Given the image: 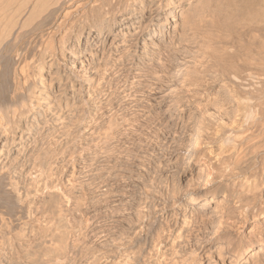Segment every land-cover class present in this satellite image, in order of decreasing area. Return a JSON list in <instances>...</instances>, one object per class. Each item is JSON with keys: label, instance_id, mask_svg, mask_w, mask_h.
<instances>
[{"label": "bare ground", "instance_id": "bare-ground-1", "mask_svg": "<svg viewBox=\"0 0 264 264\" xmlns=\"http://www.w3.org/2000/svg\"><path fill=\"white\" fill-rule=\"evenodd\" d=\"M42 1L17 0L0 12V197L11 206L9 212H0V230L1 226L14 230L29 217L31 194L59 188L60 183L66 182L67 187L81 178L89 193L105 184L112 192L116 176L107 161L122 155L123 149H133L134 137L129 136H138L136 146L148 152L165 144L163 133L169 128L170 138L182 137L188 161L197 167L196 186L188 200L200 204L198 222L208 226L218 216L216 226L209 225L218 251L236 264H264V231L256 230V225L246 236L232 230L241 226L234 222L238 221L235 212L248 221L264 215V0H85L73 13L62 16L64 21L50 26L60 35L55 49L42 46L45 34L36 32L55 21L66 1ZM32 34L31 41L21 39L13 59L2 54L11 41ZM26 48L32 56L37 53L32 77L38 85L23 78L26 61L21 55ZM57 58L61 66H55ZM44 78L49 79L48 85ZM165 83H171V88L161 91ZM112 114L122 118L117 124L122 122L121 135L126 140L120 146L116 133L109 139L97 136L101 121ZM67 115L72 116L70 122ZM204 116L215 120L217 131L210 128L212 133L208 132ZM76 124L81 129L72 134ZM64 135L71 141L62 147ZM46 148L50 151L39 157ZM75 157L82 168H76ZM104 160L110 166L101 165ZM21 178L31 181V192L22 190ZM105 191L95 198L110 199ZM211 205L213 210L207 214ZM102 208L111 217L119 210L118 204ZM140 210L142 221L144 209ZM96 219H88L87 232L92 234L103 225ZM118 221L111 223L122 225ZM260 224L264 225V219ZM162 231L152 238L154 256H159L155 264H175L161 247L168 235ZM50 241L43 238L45 245ZM70 246L67 256L79 255V247ZM2 248L0 264L6 253ZM130 252L120 255L116 263L129 262ZM205 258H211L210 250Z\"/></svg>", "mask_w": 264, "mask_h": 264}, {"label": "rangeland", "instance_id": "rangeland-1", "mask_svg": "<svg viewBox=\"0 0 264 264\" xmlns=\"http://www.w3.org/2000/svg\"><path fill=\"white\" fill-rule=\"evenodd\" d=\"M3 1L4 3H2ZM6 1L7 3L5 4ZM6 1L5 0L0 1V3L2 4V5L0 4V12H2L3 9L5 10V7H7L8 3H10L12 0L10 1L6 0ZM65 1L66 3L62 5V7L60 8L61 10L59 9V12H58V15L55 21L52 24L48 25V27H44L40 31L36 32V34L38 33L39 35L45 34L44 36H41L43 40L42 46L47 44L46 46L49 45V48L55 49L56 47L55 43L58 41V36L60 37V35L57 32L52 31L51 29L52 25H54V23L60 21L61 19L62 21H64L65 18H63L62 16H68L67 14H69L71 11L73 13V10L75 9L76 5L83 3L85 0H72V1L70 0L68 3H67L68 0H65ZM51 32L53 34H51ZM34 36L35 35L32 34V35H28L23 38L19 37L18 38L19 40L17 41L13 40L15 43L11 41L9 45H7V48L3 49L4 51L2 52V54L3 55L5 54V56L7 55L8 58L13 59L17 54V50L19 52V47L20 45L23 44V41H27L26 39H30V38L32 39ZM17 37H18V34H17ZM10 46H13V48ZM27 50L28 48H26V50H24L21 55L22 58L24 55V60L26 61L23 66V78L25 77L26 80L31 82L30 84L34 83L38 85L37 79L32 77L35 71V67L33 66V63L35 62L37 58V53L34 54L35 56L34 58V56L30 55V53ZM68 56L69 54L67 55V57ZM28 60L31 62L29 63ZM32 61L34 62L32 63ZM25 64L26 65L29 64V65L26 66ZM61 65H62V61L59 58H57L55 60V66H61ZM29 70L31 73L29 72ZM26 76H29L30 79L26 78ZM18 77L20 81L21 80L24 81L22 77L20 76ZM42 82H45L46 83L45 85H48L49 79L44 78L42 79ZM162 86H161V91H162V88L163 90H167L171 88V83H165ZM163 103H161L160 107H163L162 105ZM67 117L69 121L67 120ZM120 117L121 116H119L118 114H112L111 116L104 118V120L101 121V125L103 126L99 128L98 130L99 134L97 133L98 135L97 134L96 135L99 136L100 138L105 137V139H109L112 133H116L115 136H117L121 140V141L119 140L120 142L118 143V146L123 144L126 138L124 137V135L123 136L121 135L120 125H122V122L120 125L117 124L118 123L117 121H119L120 123V120H122V118L120 119ZM207 117L208 116H204L203 118V124L205 123L204 126H206L205 128L208 127L207 130L208 132L210 131V133H212L213 130H214L213 132L217 131L218 125L214 123L215 120L212 119L210 116L208 117V119ZM71 119H72V116L70 115L66 116V122H70ZM113 121H115V123ZM109 123H111L110 124L111 127L109 126ZM208 124L210 127L208 126ZM193 125L194 124H192V126ZM212 126L217 129L213 128ZM79 128L80 127L76 124L75 127H73L72 129L73 130L72 134H74L73 133L74 131L76 133ZM118 128L120 130H118ZM210 128L212 131L209 130ZM192 129L193 127L191 128V130ZM168 130H166L167 135L166 133H163V135L164 134L166 135V137L165 135L163 136L166 139L165 144L162 143L163 144V146L161 145L162 147L159 145H156L155 147L152 146L154 150L151 148L150 151H148L150 153H153L152 154L153 156L152 155L150 156V153L148 152L140 151V148L138 149L140 145L139 146L137 145L138 147L136 146V144L138 143L137 140H139L138 139L139 137L136 135H130L129 136L130 140L132 139L131 137H134V140H131V141L129 140L130 142H132V145H131L133 146V149L131 148L132 150L130 149L126 151L122 148L123 149L122 151L123 153L121 152L122 155L116 156L117 158L116 157L112 158L110 160L112 163L110 161L109 162L107 161V163H110L111 166L106 163V160L101 162V165L104 164L103 162L106 163V165L104 164L105 166L109 165L110 170L112 171V173H115V176L117 178V179L114 178L112 182L114 186V189L112 191L113 193L109 192L110 190L108 191V189H105V188H109L108 184H105L102 187L101 189L102 191L100 190L98 192L89 193L86 190V186L81 183L82 179L80 178L79 179L80 183L78 182V180L73 181V182L68 183L66 185L67 187H65L63 186V184H65L66 182H63V183H60L62 185L60 184L58 185V187L61 186L59 188L49 189L47 191L42 192L39 195L31 194V197H30L31 199L29 198L28 199L29 202L27 203L29 207V213L31 214V216L29 214V217L26 218L27 220L24 219L19 224V226H17L14 230L9 231L8 229H5L4 226L3 227L1 226L0 243L2 245L0 244V248L4 246L2 248L3 249L2 252L3 253L6 252L5 255L7 256L6 257L5 255L4 256L1 255V261L4 264H24V263L25 264H42V263L43 264H55V260H59L61 264H117L116 261L118 260L120 255H122L124 252L129 253V251H131L130 253L132 254H131V259L128 260L129 262L121 263V264H128V263L129 264H153V263L155 264V261L156 259L159 258V256L158 255L154 256L155 249L151 246L154 245L155 239H152V238L156 237L155 235L157 234V232L163 230L162 232L165 231V233H168V235H166V237H163L164 239L162 238L161 247H163V250H165L164 252L165 255L171 258V262L174 260L175 264H188L190 262H192V264H225V263L226 264H236L234 261H231L225 258L224 254L219 252L218 249L216 248L217 243L216 242L214 243L212 240V232L214 230L210 227L213 226L214 228L216 226L215 224L217 223L218 216H216L217 218L215 217L213 222H211L210 224L207 223L208 226L206 224H204L203 226L200 222H198L199 214L198 212H196V209H198L200 204H197V205L191 204L188 200L190 196H193V191L196 186L195 184L197 180L195 178L198 175L196 174L197 167L196 165H193L194 164L193 162L188 161L189 156L187 155V152L185 149L186 144L184 143L183 140H181L182 137L177 135L175 137L170 138L172 134L168 133ZM170 132H171V129H170ZM122 139H124V141ZM68 141H71L70 138L64 135L62 137V147L64 145L68 146L67 144L69 143ZM166 143H168L169 145ZM111 145H113V143H111ZM155 148H158L156 149L157 153L154 152ZM166 148L168 150H166ZM70 149H72V146H70ZM48 151L50 150H48L47 148H46V151L45 149H42V151L40 150L38 153L39 157L42 156L44 158L45 157V155H43L44 152L46 154V152ZM184 151L185 153H183ZM160 152L163 154H161ZM127 153H129L128 156H127ZM135 153L137 156H135ZM146 154L148 156H146ZM128 157L130 158V160ZM148 157H149V160L146 159ZM154 157H157V158H154ZM153 158L154 160L152 161ZM77 159L78 157H75V162H76L75 166L76 168L79 167L80 169L82 168V166H80L81 165L80 162L78 163V161H76ZM41 160L42 159H40V161ZM141 160L143 162H141ZM153 162L155 163L153 164ZM68 167L69 168H67V170L69 169L68 171L70 172L71 166H68ZM29 181L30 180H27V179L22 180V178L19 180V185L21 186L22 190L25 192L26 191L31 192L33 190L32 183H29ZM0 186L2 187L3 185L0 183ZM103 189L106 190L105 196H108V197L110 196V199L108 200L106 199L105 201L102 200L100 202L99 199H96V198L97 196H100L99 193L104 192ZM67 194L70 195L72 198L69 199ZM198 200L200 202L202 201L201 199H198ZM143 202L145 206L143 205ZM4 203L6 205H4ZM102 203L103 204L105 203V204L102 205ZM110 203L118 204L119 206V210L116 213H114V216L112 217L110 216L111 214L109 213L104 214V210H103L104 208H102L104 206L111 205ZM0 205H1L0 212L2 210L6 211L5 209H7V211L8 210L10 211L9 208L11 206L10 207L7 206L10 204L6 201L5 198L3 199L2 197H0ZM5 206H7V208H5ZM212 206L213 205L209 207L210 209L208 208L207 214L212 212L213 210ZM140 207L144 209L142 212L143 215L145 216L143 219L144 221L143 220L141 221L142 214L140 212L141 211ZM145 210L146 212H144ZM138 213L141 215H139ZM236 213L238 214V212H235L234 220H238V221H234V222L235 223L240 222L241 226L240 227L235 226V229L234 228L232 229L235 235L239 233L241 235L246 236L247 232L253 227V225L257 226L256 230L264 231L263 230L264 225L260 224L261 221L264 219V215L258 217L256 220L249 219L248 221V219L244 220L245 216H243L242 214L237 215ZM137 216L138 217L140 216L139 219L140 218L141 219L139 220ZM90 218L91 219L97 218L96 220L99 223L102 221V224H103L100 228H96V230L92 232V234L90 232H87L88 231L87 221ZM116 219H118L119 220L118 222H121L122 225H118V223L117 224L114 223L112 225L111 221L116 220ZM241 220L242 221L244 220L243 221L244 223ZM188 221L190 223L189 224L187 223L188 225L186 226V222ZM257 221H258V224H257ZM105 222L108 223V225L104 224ZM141 227L142 229L140 230ZM19 229L21 232L19 231ZM21 229L24 231H22ZM93 235L95 236L93 237ZM18 237L20 241L18 240ZM45 237H48L49 240L52 241V242L50 241L51 244L46 243L45 245V243H43V238ZM163 240L165 241V243ZM34 244L36 245V248ZM67 245L68 247H71L70 245H72V247L75 249L79 247L78 249H76L77 252L79 251L78 252L79 255L76 254V256L72 257L73 259L71 257H68L67 256L68 255ZM208 250H210L211 252L212 259L205 258L206 253H208ZM64 254L67 256L65 261H64V256H65ZM262 256L264 257V254ZM92 257L93 259L90 260V258Z\"/></svg>", "mask_w": 264, "mask_h": 264}, {"label": "crops", "instance_id": "crops-1", "mask_svg": "<svg viewBox=\"0 0 264 264\" xmlns=\"http://www.w3.org/2000/svg\"><path fill=\"white\" fill-rule=\"evenodd\" d=\"M14 2H17V0H12L11 3L8 4V5L10 6V8L12 7V3H14ZM8 9H9V8H8V6H7V9L4 10L3 12H6ZM0 14H1V13H0Z\"/></svg>", "mask_w": 264, "mask_h": 264}]
</instances>
